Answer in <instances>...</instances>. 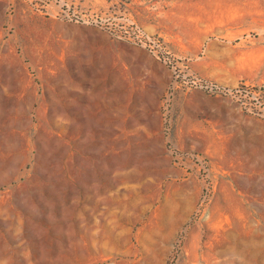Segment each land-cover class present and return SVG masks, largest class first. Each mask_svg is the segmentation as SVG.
Masks as SVG:
<instances>
[{
    "label": "rangeland",
    "instance_id": "374dc122",
    "mask_svg": "<svg viewBox=\"0 0 264 264\" xmlns=\"http://www.w3.org/2000/svg\"><path fill=\"white\" fill-rule=\"evenodd\" d=\"M0 264H264V0H0Z\"/></svg>",
    "mask_w": 264,
    "mask_h": 264
},
{
    "label": "bare ground",
    "instance_id": "6f19581e",
    "mask_svg": "<svg viewBox=\"0 0 264 264\" xmlns=\"http://www.w3.org/2000/svg\"><path fill=\"white\" fill-rule=\"evenodd\" d=\"M243 248V247H242Z\"/></svg>",
    "mask_w": 264,
    "mask_h": 264
}]
</instances>
